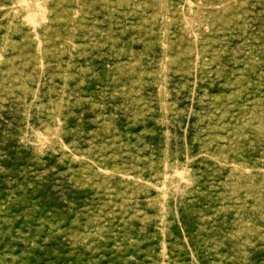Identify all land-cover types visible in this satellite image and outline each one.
I'll return each instance as SVG.
<instances>
[{"label": "rangeland", "instance_id": "374dc122", "mask_svg": "<svg viewBox=\"0 0 264 264\" xmlns=\"http://www.w3.org/2000/svg\"><path fill=\"white\" fill-rule=\"evenodd\" d=\"M0 264H264V0H0Z\"/></svg>", "mask_w": 264, "mask_h": 264}]
</instances>
